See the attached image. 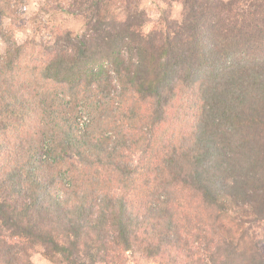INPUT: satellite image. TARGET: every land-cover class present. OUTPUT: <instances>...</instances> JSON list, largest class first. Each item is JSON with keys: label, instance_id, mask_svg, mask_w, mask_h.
<instances>
[{"label": "trees", "instance_id": "obj_1", "mask_svg": "<svg viewBox=\"0 0 264 264\" xmlns=\"http://www.w3.org/2000/svg\"><path fill=\"white\" fill-rule=\"evenodd\" d=\"M0 0V264H264V0H73L15 39Z\"/></svg>", "mask_w": 264, "mask_h": 264}, {"label": "rangeland", "instance_id": "obj_2", "mask_svg": "<svg viewBox=\"0 0 264 264\" xmlns=\"http://www.w3.org/2000/svg\"><path fill=\"white\" fill-rule=\"evenodd\" d=\"M73 0H29L23 10V21L15 26V39L24 42L28 39L51 41L53 35L51 26L58 24L70 29L74 33H81L86 27V19L81 13H72L70 7ZM147 13L146 28L158 24L163 15L173 19H180L183 6L178 1L141 0ZM6 42L0 38V54L5 53ZM43 247L37 246L31 259L35 264H53L43 253ZM128 264H158L149 259L145 253L138 251L130 255Z\"/></svg>", "mask_w": 264, "mask_h": 264}]
</instances>
